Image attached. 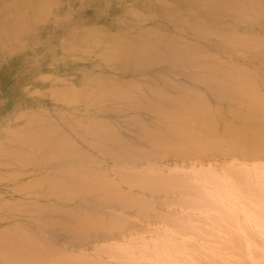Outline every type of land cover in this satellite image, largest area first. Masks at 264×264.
<instances>
[{
  "label": "clouds",
  "instance_id": "1",
  "mask_svg": "<svg viewBox=\"0 0 264 264\" xmlns=\"http://www.w3.org/2000/svg\"><path fill=\"white\" fill-rule=\"evenodd\" d=\"M0 264H264V0H0Z\"/></svg>",
  "mask_w": 264,
  "mask_h": 264
},
{
  "label": "rangeland",
  "instance_id": "2",
  "mask_svg": "<svg viewBox=\"0 0 264 264\" xmlns=\"http://www.w3.org/2000/svg\"><path fill=\"white\" fill-rule=\"evenodd\" d=\"M4 87H5V89H7V87H8L7 81H5Z\"/></svg>",
  "mask_w": 264,
  "mask_h": 264
}]
</instances>
